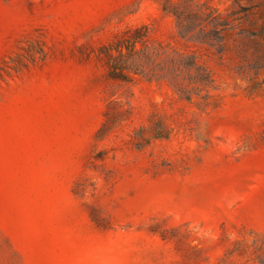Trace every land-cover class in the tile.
<instances>
[{"label": "rangeland", "instance_id": "obj_1", "mask_svg": "<svg viewBox=\"0 0 264 264\" xmlns=\"http://www.w3.org/2000/svg\"><path fill=\"white\" fill-rule=\"evenodd\" d=\"M167 1L0 0V264H258L264 0H196L253 7L223 51ZM143 28L207 69L208 106L109 74L102 51Z\"/></svg>", "mask_w": 264, "mask_h": 264}, {"label": "trees", "instance_id": "obj_2", "mask_svg": "<svg viewBox=\"0 0 264 264\" xmlns=\"http://www.w3.org/2000/svg\"><path fill=\"white\" fill-rule=\"evenodd\" d=\"M232 1L237 3V0ZM167 3L169 7H164L163 10L175 16L178 34L182 39L216 47L219 51H223V33L233 28V21L247 18L248 12L253 8L241 6L238 10L233 9L223 15L207 2L180 0L177 3ZM256 35L250 33V36ZM148 37L147 28L137 29L118 43L105 48L101 54L105 58L109 74L122 80L141 76L166 81L184 99L189 101L196 97L200 104L208 106L214 80L207 69L194 56L170 51L159 44L149 45ZM259 250L261 254L258 264H264V241Z\"/></svg>", "mask_w": 264, "mask_h": 264}]
</instances>
